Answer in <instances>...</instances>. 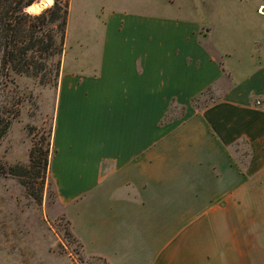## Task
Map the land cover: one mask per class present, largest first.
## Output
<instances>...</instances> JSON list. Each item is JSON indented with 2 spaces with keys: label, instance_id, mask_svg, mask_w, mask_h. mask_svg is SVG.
<instances>
[{
  "label": "crops",
  "instance_id": "1",
  "mask_svg": "<svg viewBox=\"0 0 264 264\" xmlns=\"http://www.w3.org/2000/svg\"><path fill=\"white\" fill-rule=\"evenodd\" d=\"M98 1L96 52L62 53L54 90L71 235L108 264H264V3Z\"/></svg>",
  "mask_w": 264,
  "mask_h": 264
},
{
  "label": "rangeland",
  "instance_id": "2",
  "mask_svg": "<svg viewBox=\"0 0 264 264\" xmlns=\"http://www.w3.org/2000/svg\"><path fill=\"white\" fill-rule=\"evenodd\" d=\"M230 1L242 7L238 8L239 11L245 12L246 2L250 5L255 0ZM256 1L264 3V0ZM98 2L72 0V12L67 18L63 53L96 52L99 42L81 38L89 34L88 29L91 26L87 23L96 22L99 13ZM192 6L195 7L193 3L185 6L187 14L192 11ZM27 11L36 14L30 9ZM196 12L197 10L194 14H198ZM241 17L235 15L237 19ZM252 19V24L264 26V15H254ZM239 30L241 29L234 27L233 35ZM16 83L19 90L24 93L25 100L20 105L19 115L12 120L6 134L0 140V163L5 166L6 172L9 167L14 166L18 167L19 175H24L29 168L28 154L34 143L45 148L49 142L50 150L52 148L53 99L56 84L40 85L25 76L16 77ZM213 97L210 91H206L195 99L193 104L202 107L213 101ZM181 111L183 108L173 103L168 117H173ZM240 152V158L243 159L246 147L243 146ZM44 176L43 178V174H40V177H36L31 171L26 177L0 175V264H108L101 258L88 256L83 252L80 243L71 235L68 222L56 201L49 172L47 171ZM24 181L33 187L34 192L40 189L43 182L39 202L27 193Z\"/></svg>",
  "mask_w": 264,
  "mask_h": 264
},
{
  "label": "trees",
  "instance_id": "3",
  "mask_svg": "<svg viewBox=\"0 0 264 264\" xmlns=\"http://www.w3.org/2000/svg\"><path fill=\"white\" fill-rule=\"evenodd\" d=\"M36 0H0V140L6 134L13 119L20 112L25 100L19 90L16 77L32 78L40 85L56 84L64 50L69 0L54 3L39 13H29ZM29 168L24 175L18 167L0 163V175L26 177L30 171L40 177L49 170L51 150L49 142L42 148L34 143L29 150ZM43 182L41 183L42 187ZM27 193L36 201L41 198V187L32 191L23 182Z\"/></svg>",
  "mask_w": 264,
  "mask_h": 264
},
{
  "label": "bare ground",
  "instance_id": "4",
  "mask_svg": "<svg viewBox=\"0 0 264 264\" xmlns=\"http://www.w3.org/2000/svg\"><path fill=\"white\" fill-rule=\"evenodd\" d=\"M49 0H37L33 3L28 9L32 10V12L37 13L45 6H49Z\"/></svg>",
  "mask_w": 264,
  "mask_h": 264
},
{
  "label": "built area",
  "instance_id": "5",
  "mask_svg": "<svg viewBox=\"0 0 264 264\" xmlns=\"http://www.w3.org/2000/svg\"><path fill=\"white\" fill-rule=\"evenodd\" d=\"M255 103L258 105L261 104L260 100H256Z\"/></svg>",
  "mask_w": 264,
  "mask_h": 264
},
{
  "label": "clouds",
  "instance_id": "6",
  "mask_svg": "<svg viewBox=\"0 0 264 264\" xmlns=\"http://www.w3.org/2000/svg\"><path fill=\"white\" fill-rule=\"evenodd\" d=\"M52 3H54V0H49V4L51 5Z\"/></svg>",
  "mask_w": 264,
  "mask_h": 264
}]
</instances>
